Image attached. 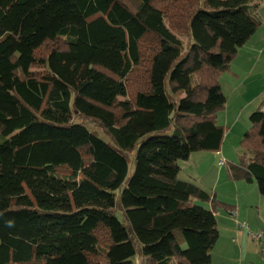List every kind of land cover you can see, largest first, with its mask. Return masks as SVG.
Segmentation results:
<instances>
[{
  "label": "trees",
  "instance_id": "trees-1",
  "mask_svg": "<svg viewBox=\"0 0 264 264\" xmlns=\"http://www.w3.org/2000/svg\"><path fill=\"white\" fill-rule=\"evenodd\" d=\"M251 1L0 0V264H211L234 206L178 160L221 148ZM238 145L227 178L264 197V99Z\"/></svg>",
  "mask_w": 264,
  "mask_h": 264
},
{
  "label": "crops",
  "instance_id": "crops-1",
  "mask_svg": "<svg viewBox=\"0 0 264 264\" xmlns=\"http://www.w3.org/2000/svg\"><path fill=\"white\" fill-rule=\"evenodd\" d=\"M251 5H255L252 9V13L255 16V18L259 20L258 27L254 32V34L246 41V43L238 49L237 54L231 61L229 69L220 74V76H222V74L225 73L227 74L228 81L230 80L228 85L231 87L229 96L226 97V102L222 110L224 109L227 115L228 112L231 111L233 115L231 122L225 120L229 126H227L225 123H222L221 125L225 127L226 132L228 131L230 134H232L233 138L242 137L243 133L249 127L247 124V120L249 122L250 111H253V109L255 110L258 107V105H260L261 102L260 99H264V88L260 87L256 83L255 81L256 71H254L257 65L264 63V11H262V9H264V0H252ZM241 48H245V52L242 55H239V50ZM246 109L248 110L244 114V111ZM244 116L245 119L242 120V117ZM216 121H217V117H216ZM222 148H220L218 152L192 153L188 157V159L181 161V163H178L179 165L178 178L181 180L193 181L202 189L208 192L212 191L218 200L230 204L227 201H231V200H229L228 194L225 192L229 190L230 185H223L221 190L223 194H219L217 187L213 185L212 186L205 185L204 172H202L204 170H208L210 167L211 168L214 167V165L216 164L215 161L219 156H221L227 162V160L223 157L225 155V152ZM231 159L232 160L230 161L233 162L234 158ZM181 171L184 172V176L182 177L180 176ZM243 186H247V185H231L232 191L230 190L232 192L231 195L235 197V199H233L232 201L237 205L236 207L237 213H235V215L238 216H242V213H246L250 208H252L253 202H257L256 203L258 205L257 209H261V207L264 206V197L260 196L258 194V191L256 192L255 189L252 190L253 200L251 201L249 200L243 203V201H241V196L239 194L240 193L239 189H243L244 188ZM205 207H209V205L206 204ZM219 211L224 212V210L219 208L215 212L216 215L215 217L217 219V222L219 220L220 223L230 224L233 235L236 236L237 234H239L241 235L242 241L245 240V236L247 233L246 229H239L238 227L239 222L231 220L230 217L226 215V213L224 214L223 212H219ZM234 211H235V206H234ZM261 213L262 211H259L260 215ZM244 217L250 219L248 215ZM251 225H253V222L249 225L250 229L251 228L253 229V227L257 228L256 230L260 229L259 227H255ZM235 229L237 231H243V232L241 233L236 232ZM233 248L236 249V245H234ZM239 248H241L240 245ZM230 253H231L230 249H228L227 252L228 257ZM138 260L139 258L137 257V262ZM137 262L135 263L132 262V263L137 264Z\"/></svg>",
  "mask_w": 264,
  "mask_h": 264
},
{
  "label": "rangeland",
  "instance_id": "rangeland-1",
  "mask_svg": "<svg viewBox=\"0 0 264 264\" xmlns=\"http://www.w3.org/2000/svg\"><path fill=\"white\" fill-rule=\"evenodd\" d=\"M262 11H264V9H262ZM177 37L181 41L183 47L185 48L188 43V37L185 34H177ZM244 52H245V48H241L239 50V55H242ZM254 71H256L255 73L256 83L260 87L264 88V63L257 65ZM192 82H194V79H192ZM229 82L230 80L228 81V76L226 73L220 76L219 83L222 87V92L226 97L229 96L230 89H231V87L228 85ZM247 110L248 109L244 111V114L245 112H247ZM220 111L217 114V122L220 124L225 123L227 126H229L225 120H228L229 122L232 121V118H233L232 112L229 111L227 115L224 109ZM251 112L252 111H250V113ZM244 119H245V116L242 117V120ZM247 124L249 126L248 120H247ZM85 126L90 131L96 132L97 136L101 138L102 140H104L105 142L111 143L109 136L106 135L105 133H102V129L97 124L92 123V122H87L85 123ZM165 132L166 133L164 134L169 135L171 134L172 130L165 131ZM147 136L148 135L144 136L143 138ZM240 140H241V137L233 138L232 134H230L228 131L225 132L221 148L223 147L222 149L225 152V155L223 157L227 160V162L225 161L222 165H219L218 159L221 158V156L218 155L219 157L216 159L215 161L216 164L214 165V167L212 168L210 167L208 170L202 171L204 172V178H205L204 182H205V185H211V186L213 185L217 187L219 194H223V192L221 191L223 185H230L229 190L225 192L228 194L229 200H231L227 202L235 206V211L234 212L219 211V212H223L224 214L226 213V215L230 217L231 220H234L239 223H245V224L250 225L253 222V225L251 226L259 227L260 228L259 230H264V206H262L261 209H257V206H258L256 204L257 202H253L252 208H250L246 213H242V216L235 215V213H237V208H236L237 205L233 203L232 201L233 199H235V197L231 195L232 194L231 185H247V186H243L244 187L243 189H239L240 190L239 194L241 196V201H243V203L249 200L250 201L253 200V195H252L253 189H255V191L257 192L255 182L248 183L245 181H232V180H228L227 178V167H228V163L231 162L230 160H232L231 158H234L233 162H235L237 161L239 155H242L243 151L238 146L239 144L238 142H240ZM138 145L139 144L136 145L135 150H133L131 155H129L128 157L127 178L130 177L133 173L134 153L136 149L138 148ZM181 161L182 160H178V163H181ZM198 172H201V171H198ZM180 176L181 177L184 176L183 171H181ZM209 193L213 194L212 191H209ZM195 203L201 206L202 205L206 206L205 203H202L199 201H195ZM259 211H262L261 215L259 214ZM247 215L250 219H247L244 217ZM216 227L218 230L219 237L213 249L211 250L212 264H264V251L261 250L260 245L256 240H253L248 236V233H246L245 240L242 241L241 235L239 234H237L236 236L233 235L230 224L220 223L219 220L217 222V219H216ZM253 229L251 228V230L256 231L257 228L253 227ZM235 231L239 233L243 232V231H237L236 229ZM234 245H236V249L233 248ZM239 245L241 246V248H239ZM228 249H230V252H231L229 257L227 255ZM131 261L133 263L137 262V255L133 256L131 258Z\"/></svg>",
  "mask_w": 264,
  "mask_h": 264
},
{
  "label": "built area",
  "instance_id": "built-area-1",
  "mask_svg": "<svg viewBox=\"0 0 264 264\" xmlns=\"http://www.w3.org/2000/svg\"><path fill=\"white\" fill-rule=\"evenodd\" d=\"M224 162L225 160L222 157L218 159L219 165H222ZM238 227L239 229H246L248 236L251 239L256 240L259 243L261 250L264 251V230L253 231L250 229L249 225L245 223H238Z\"/></svg>",
  "mask_w": 264,
  "mask_h": 264
}]
</instances>
